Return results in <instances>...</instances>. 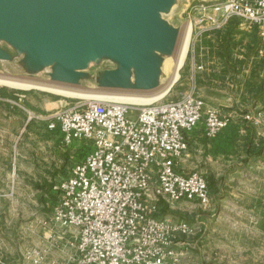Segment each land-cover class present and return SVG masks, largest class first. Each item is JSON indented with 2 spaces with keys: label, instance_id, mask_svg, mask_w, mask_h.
Wrapping results in <instances>:
<instances>
[{
  "label": "crops",
  "instance_id": "crops-1",
  "mask_svg": "<svg viewBox=\"0 0 264 264\" xmlns=\"http://www.w3.org/2000/svg\"><path fill=\"white\" fill-rule=\"evenodd\" d=\"M137 1L139 7L133 10V32L136 37L142 38L139 54L126 58L107 49H98L90 54L78 55L72 61L66 55L54 54L49 68L55 65L56 71H59L68 67L73 73V81L79 82L86 77V71L104 62L103 57L106 56L107 61H117L120 64L119 68L108 70L106 76L126 67L125 84L134 87L154 86L162 81L164 67L176 70L174 61L170 62V52L184 22L190 21L191 38L185 59L178 69L182 68L181 73L176 80L172 76L170 82L169 76H166V92L179 79L183 82L188 80L185 83L191 86V93L187 92L185 95L192 94L201 98L231 122L213 139L206 136L201 125L187 135L189 148L180 158L178 169L183 172L199 170L205 173L212 202L203 207L197 202L183 200L177 202L181 206L180 210L170 209L172 215L199 225L194 234L182 238L189 244H180L178 248L187 263L193 264L196 259L204 261L203 258L210 257V247L218 245L227 236L225 231L231 229L233 235L245 230V236H238L247 240L246 244L252 242L255 235L261 237V245L264 246V83L261 78L264 42L256 29L235 19L224 21L214 11L213 6L224 0ZM193 8L197 16H187V10ZM148 51L151 52L150 56ZM137 61L143 68L138 72ZM56 62L60 65H56ZM49 68L47 67V72L50 71ZM25 96L21 97L16 93L0 95V109L5 107L12 113L22 102L34 103V96ZM49 105L50 102L47 106ZM56 107L58 104L55 103L54 108ZM48 108L46 110H55ZM1 112L7 114L5 111ZM248 116L259 124L255 125ZM59 134L57 133L65 147L72 149L73 145L79 143L75 141L72 145H66ZM10 174L7 165L0 167V190H4L0 198L5 200V204L0 205V264H21L24 260L19 253L20 246L14 241L20 235L18 229L12 226L15 221L12 217L14 208L8 206L5 199L9 196V185L13 181ZM45 182H48L47 178ZM42 183L26 181V186H31L33 196L40 199L41 206L38 209L45 214L46 219L52 216L57 197L55 193H48L47 187H43ZM228 214H233V223L223 221ZM23 223L21 222L22 231ZM41 232L43 239L38 245L42 248L43 257L38 264H72L74 249L67 242L72 239L73 231L69 229L65 232L61 227L45 221ZM26 263L35 264L32 261Z\"/></svg>",
  "mask_w": 264,
  "mask_h": 264
},
{
  "label": "built area",
  "instance_id": "built-area-1",
  "mask_svg": "<svg viewBox=\"0 0 264 264\" xmlns=\"http://www.w3.org/2000/svg\"><path fill=\"white\" fill-rule=\"evenodd\" d=\"M213 9L224 21L256 29L264 42V0H224ZM27 112V124L45 122L66 145L78 141L85 150L51 188L57 198L50 222L73 231L72 264H189L178 247L189 244L182 238L199 225L161 206L211 204L206 174L180 171L178 163L191 130L201 125L213 139L229 126L228 117L192 94L148 104L78 100L47 114ZM42 257L34 250L25 259L38 264Z\"/></svg>",
  "mask_w": 264,
  "mask_h": 264
},
{
  "label": "rangeland",
  "instance_id": "rangeland-1",
  "mask_svg": "<svg viewBox=\"0 0 264 264\" xmlns=\"http://www.w3.org/2000/svg\"><path fill=\"white\" fill-rule=\"evenodd\" d=\"M194 9L187 10V16L188 14L197 16L194 13L196 12ZM188 25L189 27L187 28ZM189 29L191 38L190 21H185L170 52V62L174 61L176 64L177 52H179L180 44ZM6 30L5 26L0 23V76L11 77L22 82L30 81L33 86L24 89L0 84V95L2 94L1 89H4L5 94L3 95L16 93L20 96L31 94L35 97L33 104L32 101L27 103L22 102L20 106H17L16 111L12 113H9L5 107L0 109V167L4 168L7 165L8 171L10 170L11 172L10 175L13 177V181L9 185L11 190L7 193L9 198L5 199L7 201L6 204L12 206L15 210H12V217L15 219L12 226L18 229V235H20L14 239L15 243L20 246L19 253H21V257L24 260L20 263L27 264V260L25 261L24 257L28 253L34 250H42L38 245L43 239L41 231L44 228L45 221L49 224L52 216L50 215L45 219V214L38 209L41 206L40 199L33 196L32 187H27L26 181L28 183L29 181L32 183L34 181L35 183L41 181L42 183L47 178L48 182L42 183V185L43 187H47L48 193H53L51 191L52 185L66 178L74 163L85 152L80 142L73 145L72 149L68 148V146L65 147L57 135L59 132L49 130L45 122L33 120L27 124V110L47 114L52 111L46 109L48 107V109H53L55 103L58 104V107L54 108L57 110L62 107L60 105L68 106L78 100H88L81 97L67 96L55 90H49L48 88L51 87H77L80 89V92L113 96H158V94L167 89V83L171 81L172 76H175L176 73H181L182 68L176 71L175 69L171 70V68L168 70V66L164 67L162 81L154 86L134 87L125 83L123 86H107L105 84L107 83L106 72L119 68L120 64L117 61L114 63L107 61V57L104 56L105 61L100 63V65L92 66L89 71H86L84 74L86 77L82 78L79 81L80 83L74 82L73 73L68 67L59 71H56L57 67L55 65L50 67L51 69L49 68L53 57L47 54L44 45L35 37H24V40L21 38L14 39L9 35L10 33L6 34ZM50 34L52 36L57 34L55 28H51ZM34 47L41 48L38 54L32 53ZM147 53L149 56L151 55L150 51ZM108 58L111 59V56H108ZM136 64L138 65L139 62L137 61ZM56 65H60L59 62H56ZM47 67L50 69L48 72L46 71ZM140 69L143 68L141 65H138L137 72ZM166 76H169V81ZM60 77H67L68 80L63 81ZM185 82L188 83V80ZM185 82L179 79L168 93L165 92L160 99L156 100H172L181 98L187 92L191 93V86ZM49 102L50 105L47 106ZM123 103L127 102L123 101ZM1 111L7 112L8 115ZM2 191L4 190H0V194L4 193ZM4 201V198H0V205H4ZM180 208L181 206L177 203L173 204L169 207V212H171L170 209L180 210ZM223 221L233 223V214L226 215ZM21 222H24L23 231L21 230ZM225 232H227V236L218 245L210 247V257L203 258L202 260L204 261L196 259L193 264H264V246L261 245V237L255 235V238L251 240L253 243L246 244L245 241L247 240L238 236L240 234L245 236V230L241 231L238 235H233V229ZM253 233L255 234V232Z\"/></svg>",
  "mask_w": 264,
  "mask_h": 264
},
{
  "label": "water",
  "instance_id": "water-1",
  "mask_svg": "<svg viewBox=\"0 0 264 264\" xmlns=\"http://www.w3.org/2000/svg\"><path fill=\"white\" fill-rule=\"evenodd\" d=\"M135 7L137 0H0V23L14 39L35 37L51 57L63 54L72 61L107 49L127 58L139 54L142 46V38L133 32ZM51 28L57 31L55 36ZM40 50L34 47L32 53ZM126 78L123 67L107 74L105 84L123 86Z\"/></svg>",
  "mask_w": 264,
  "mask_h": 264
},
{
  "label": "bare ground",
  "instance_id": "bare-ground-1",
  "mask_svg": "<svg viewBox=\"0 0 264 264\" xmlns=\"http://www.w3.org/2000/svg\"><path fill=\"white\" fill-rule=\"evenodd\" d=\"M189 38H190V29L188 30V33H186L184 35V38L180 44L179 47V52L178 53V57H177V61H176V71H178V69L180 68V66H182V63L185 59L186 56V52L188 49V44H189ZM169 64V63H167ZM176 73V72H175ZM178 73H176V75L173 77V80H176L178 77ZM0 84L1 85H6V86H16L21 87V88H29L32 87L33 84L29 82H25V81H18L16 79H13L11 77H5V76H0ZM38 86H40L38 84ZM56 86V85H55ZM43 87V86H42ZM48 88V87H47ZM49 90H55L58 93L67 95V96H74V97H81L84 99H94V100H102V99H106V100H112V101H117V102H129V103H134V104H148L153 102L156 99H160V97H162L164 95L165 91H162L160 94H158V96H154V97H139V96H134V95H129V96H123V95H105V94H90L87 92H80V89L77 87H62V88H56V87H51L48 88ZM168 89V88H167ZM127 93V92H126ZM157 93V92H156Z\"/></svg>",
  "mask_w": 264,
  "mask_h": 264
},
{
  "label": "trees",
  "instance_id": "trees-1",
  "mask_svg": "<svg viewBox=\"0 0 264 264\" xmlns=\"http://www.w3.org/2000/svg\"><path fill=\"white\" fill-rule=\"evenodd\" d=\"M2 90V94L1 95H3V94H5V92H4V89H1ZM162 212H164V213H166V212H168L169 210H168V205H166L165 203L164 204H162Z\"/></svg>",
  "mask_w": 264,
  "mask_h": 264
}]
</instances>
